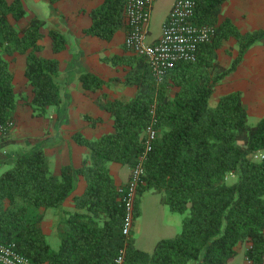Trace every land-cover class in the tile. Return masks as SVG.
Here are the masks:
<instances>
[{
	"label": "trees",
	"instance_id": "1",
	"mask_svg": "<svg viewBox=\"0 0 264 264\" xmlns=\"http://www.w3.org/2000/svg\"><path fill=\"white\" fill-rule=\"evenodd\" d=\"M44 1L53 5L58 0ZM227 1L195 0L192 22L215 27L214 37L199 47L195 62L177 64L161 83L152 77L144 58L110 59L113 65L130 67L124 83L135 88V93L127 101L105 98L104 109L113 120L110 133L92 140L74 135L89 151L80 168L68 165L55 174L41 149L10 159L0 173V239L14 243L33 264H116L124 245L122 264H228L236 255L235 247L245 242L250 263L264 264V158L256 159L259 152L264 154V118L248 124L238 91L209 105L215 87L264 32L240 33L229 19L219 23ZM124 6L125 0H104L91 11L92 23L83 34L110 41L126 27ZM25 15L21 0H0V123L4 125L13 121L20 101L30 107L32 117L41 118L62 103L59 61L39 57L37 52L42 50L41 28L47 27L55 53L64 49L65 34L39 17L20 29L9 21ZM231 38L237 55L224 69L214 50ZM17 55L26 56L24 76L30 98L14 91L9 63ZM79 79L85 89L106 85L91 73ZM152 107L156 138L138 196L146 191L157 194L162 204L183 218L179 233L159 240L149 253L134 246L131 233L121 235L122 205L109 165L134 166L143 151ZM8 132L0 136V149L9 144ZM78 176L85 180V190L73 197L76 211L65 219V230L54 250L41 228L39 210L61 207Z\"/></svg>",
	"mask_w": 264,
	"mask_h": 264
},
{
	"label": "crops",
	"instance_id": "2",
	"mask_svg": "<svg viewBox=\"0 0 264 264\" xmlns=\"http://www.w3.org/2000/svg\"><path fill=\"white\" fill-rule=\"evenodd\" d=\"M103 1L58 0L49 5L44 0H21L25 17L18 21L9 18L16 29L24 27L34 17L43 18L47 25L65 34L66 44L64 49L55 53L47 27L41 28L43 38L39 44L42 50L37 52V56L59 61V72L63 76L62 103L58 108H52L46 118H41L32 117L30 107L23 101L19 102L12 115L13 127L7 135L9 144L6 149H0V173L8 167L11 158L37 149H41L48 157L51 171L55 174H59L60 169L68 165L74 169L80 168L89 151L75 141L74 135L80 133L92 140L110 133L113 120L104 109L105 98L127 101L134 95L135 88L124 83L130 67L117 63L113 65L110 60L112 57L134 55L124 46L126 28L116 32L110 41L83 34V30L92 23L91 11ZM173 1L170 2L169 10ZM225 19L231 20L240 33L253 30L264 32V0H228L223 5L218 22ZM234 47L231 38L223 40L221 46L214 50L219 65L224 69L231 66L237 55ZM230 49L233 50L228 53ZM25 62V55H17L10 61L9 68L13 73L15 93L30 98L31 88L24 76ZM84 73L97 76L106 85L98 90L83 88L79 78ZM233 91L241 95L248 122L252 121L255 125L264 118V37L244 53L234 70L222 78L209 99V105L216 104L212 103L214 98ZM90 119L99 121L91 122ZM109 170L118 187L128 181L131 169L111 163ZM85 186L83 177L78 176L73 192L61 207L39 210L42 216L40 225L52 249L56 250L59 246L60 236L65 230V219L76 211L73 197L81 195ZM47 237H51L54 248ZM248 246L247 242L238 244L235 247L236 255L228 264H251L245 257ZM241 254L242 262L239 259Z\"/></svg>",
	"mask_w": 264,
	"mask_h": 264
},
{
	"label": "built area",
	"instance_id": "3",
	"mask_svg": "<svg viewBox=\"0 0 264 264\" xmlns=\"http://www.w3.org/2000/svg\"><path fill=\"white\" fill-rule=\"evenodd\" d=\"M154 0H125V48L137 57L144 58L152 77L161 83L166 74L179 63L195 62L200 46L211 42L215 27L211 25H196L192 22L195 0H174L162 25L158 39L146 41L149 30V20ZM151 123L145 128L143 151L130 170L128 181L116 188L118 200L122 205L121 235L129 237L135 211V199L138 189L144 184L145 162L152 150L156 138L153 127L154 109L150 110ZM13 127V121L6 125L0 123V136L6 135V130ZM264 158L259 152L256 159ZM125 245L115 258L116 264H122ZM0 264H33L22 255L14 243L0 239Z\"/></svg>",
	"mask_w": 264,
	"mask_h": 264
},
{
	"label": "rangeland",
	"instance_id": "4",
	"mask_svg": "<svg viewBox=\"0 0 264 264\" xmlns=\"http://www.w3.org/2000/svg\"><path fill=\"white\" fill-rule=\"evenodd\" d=\"M170 2L171 0H154L148 25L149 35L146 39L148 43L160 37ZM217 99L214 98L212 103L215 104ZM248 124L254 125L252 121ZM182 218L181 214L171 212L162 204L157 194L149 191L142 193L139 197L138 212L134 217L132 227L134 233H131L134 246L151 253L159 240L172 238L179 233ZM48 241L54 248L51 237ZM239 259L243 261L242 254Z\"/></svg>",
	"mask_w": 264,
	"mask_h": 264
}]
</instances>
